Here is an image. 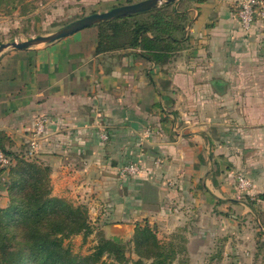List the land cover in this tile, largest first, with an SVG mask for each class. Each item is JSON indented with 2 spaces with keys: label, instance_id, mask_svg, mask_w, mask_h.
Returning a JSON list of instances; mask_svg holds the SVG:
<instances>
[{
  "label": "crops",
  "instance_id": "obj_1",
  "mask_svg": "<svg viewBox=\"0 0 264 264\" xmlns=\"http://www.w3.org/2000/svg\"><path fill=\"white\" fill-rule=\"evenodd\" d=\"M102 1L110 10L124 0ZM239 2L191 0L190 41L184 49L193 48L167 53L164 65L150 62L141 49L99 53L98 26L52 44L5 52L0 57V136L12 140V151H32L50 168L53 196L71 199L84 190L111 187L106 203L112 216L126 223L181 225L183 213L172 214L167 207L177 191L154 180L150 154L164 158L159 174L184 168L185 183L196 174L195 186L205 191L212 192L218 178L209 172L208 134L200 130L183 136L170 123L196 117L264 127V21L243 30ZM191 105L197 106L195 117ZM43 121L44 131L37 134ZM106 124L113 139L103 144L99 134ZM148 127L161 133L145 142L147 171L132 182L109 178L107 167L116 165L113 158L122 153L123 138L133 132L144 137Z\"/></svg>",
  "mask_w": 264,
  "mask_h": 264
},
{
  "label": "rangeland",
  "instance_id": "obj_2",
  "mask_svg": "<svg viewBox=\"0 0 264 264\" xmlns=\"http://www.w3.org/2000/svg\"><path fill=\"white\" fill-rule=\"evenodd\" d=\"M129 1L124 0L119 6L144 0ZM30 2L35 8L29 6L31 9L29 12L21 10L20 7L15 10H0V45L51 35L85 16L109 11L102 0H30ZM189 3L191 0H179L170 3L169 7L183 14L187 12ZM167 5L169 4H163L158 9ZM188 25L186 21L183 26L187 28ZM187 34H189L188 31L177 36L185 40V43L190 41ZM184 46L185 44L182 48L175 50L176 55L178 51L184 49ZM189 48L193 46L186 45L184 50ZM168 61L169 59L163 60L160 65ZM165 91L164 94L167 96L168 90L165 89ZM164 107L168 109L167 105ZM196 107L190 106L192 113H196ZM194 113L193 117H195ZM256 123L257 127H249L242 121L209 122L201 121L196 117L193 120L175 119L170 125L173 124L176 132L183 136L189 132L201 130L200 132H205L211 139L209 158L212 168L209 172L218 178L216 184L211 185L212 192L205 191L202 186H195L196 174L191 184L188 181L185 183L186 175H189L184 168H170L169 176L165 173L159 174L164 158L150 154L156 167L153 171L154 180H163L170 188L177 191L167 207L172 214L179 216L181 214L178 213H183L185 217L181 219V225L168 228L161 222L145 223L144 220L126 223L123 217L112 216L110 204L107 206L106 203L110 196V192L106 189L111 187L104 185L105 187H102L104 192H97L95 188L93 193L84 190L75 198H61L75 206H83L87 209L90 228L89 234L81 233L64 238V245L76 256H87L95 250L101 239L120 238L126 245L127 262L124 264H139L140 257L134 243L136 228L149 226L167 248L172 247L168 244L175 247L176 259L171 264H264V127ZM156 130L148 127L144 137L138 138L133 132L129 137L123 138L124 149L121 154L113 158L116 165L110 164L107 167L109 178L113 176L119 181L132 182L136 176L147 171L145 166L148 162L143 159L144 145L147 139L151 140L161 133L160 130ZM101 132L99 140L103 144L113 139L107 124ZM33 145L35 147L36 143L33 142ZM1 155L7 159V162H3ZM16 156L24 162L26 159L29 160L26 162L40 161L32 151L17 152L12 160L0 152V208L2 209L8 208L10 204L8 190L12 189L13 184L12 172L10 173L8 169L15 166ZM128 164H137L139 173L123 177L120 170ZM47 172L50 176L48 187L51 189V196L59 198L53 196L51 170ZM22 185L23 183L20 182L14 190L18 191ZM85 187L87 189L88 186ZM217 195L224 200H236L237 203L228 201L219 204ZM162 222L169 223L165 220ZM170 224L173 222L168 225ZM122 226L129 228L119 229ZM102 261L104 264H117L107 256ZM143 264H152V261L144 259Z\"/></svg>",
  "mask_w": 264,
  "mask_h": 264
},
{
  "label": "trees",
  "instance_id": "obj_3",
  "mask_svg": "<svg viewBox=\"0 0 264 264\" xmlns=\"http://www.w3.org/2000/svg\"><path fill=\"white\" fill-rule=\"evenodd\" d=\"M32 4L30 0H0V10L20 7L29 12L30 7L35 8ZM170 5L97 25L98 52L141 49L146 59L162 64L169 59L167 53L183 47L185 40L177 34L185 33L187 28L183 25L191 22L187 12L182 14ZM12 145V140L1 134L0 152L11 160L17 153L11 150ZM14 160L15 169H8L12 172L13 184L8 190L10 204L6 209L0 208L1 264H104L102 260L106 256L117 264L127 262L126 245L120 238L101 239L91 254L74 255L63 240L81 233L89 234L87 209L51 196L47 172L50 169L41 161L26 162L29 161L26 159L24 162L18 156ZM20 182L22 187L15 191ZM134 243L139 264H143L144 259L152 264H171L176 259L175 247L168 244L172 247L167 248L149 226H137Z\"/></svg>",
  "mask_w": 264,
  "mask_h": 264
},
{
  "label": "water",
  "instance_id": "obj_4",
  "mask_svg": "<svg viewBox=\"0 0 264 264\" xmlns=\"http://www.w3.org/2000/svg\"><path fill=\"white\" fill-rule=\"evenodd\" d=\"M179 0H144L138 3L121 5L102 13H94L78 19L51 35L38 36L27 41H13L0 45V57L9 50H27L40 45L52 44L69 37L84 29L97 26L104 22L119 20L133 15L148 13L160 8L163 4H170Z\"/></svg>",
  "mask_w": 264,
  "mask_h": 264
},
{
  "label": "built area",
  "instance_id": "obj_5",
  "mask_svg": "<svg viewBox=\"0 0 264 264\" xmlns=\"http://www.w3.org/2000/svg\"><path fill=\"white\" fill-rule=\"evenodd\" d=\"M238 19L245 31H249L257 21H264V0H240ZM46 121L37 124V134H42ZM3 162H7V159L3 158ZM139 173V167L137 164H128L123 166L120 170V174L125 177L128 175H136Z\"/></svg>",
  "mask_w": 264,
  "mask_h": 264
}]
</instances>
